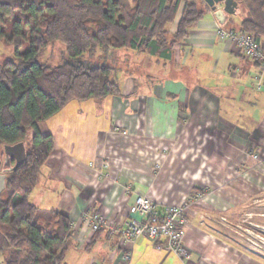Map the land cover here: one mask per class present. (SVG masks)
<instances>
[{"label":"crops","instance_id":"crops-1","mask_svg":"<svg viewBox=\"0 0 264 264\" xmlns=\"http://www.w3.org/2000/svg\"><path fill=\"white\" fill-rule=\"evenodd\" d=\"M238 20L226 29L232 17L221 26L207 7L168 59L133 51L144 80L118 72L120 95L72 101L38 123L55 147L29 201L72 221L65 264H123V250L128 264H264L221 231L228 216L264 201V72L217 34L239 30ZM195 193L205 201L187 213V259L157 247L165 239L119 248L83 222L98 214L122 223L138 196L181 206Z\"/></svg>","mask_w":264,"mask_h":264},{"label":"trees","instance_id":"trees-1","mask_svg":"<svg viewBox=\"0 0 264 264\" xmlns=\"http://www.w3.org/2000/svg\"><path fill=\"white\" fill-rule=\"evenodd\" d=\"M235 1L239 31L260 43L264 0ZM206 14L202 0H0V41L14 47L18 57L0 64V152L20 142L27 152L24 165L8 173L0 195L3 264H65L72 244L70 218L29 201L55 147L38 123L72 101L120 95L115 67L91 59L98 50L168 59ZM25 41L30 48L22 53ZM55 42L64 45L68 60L51 68L39 57Z\"/></svg>","mask_w":264,"mask_h":264},{"label":"built area","instance_id":"built-area-1","mask_svg":"<svg viewBox=\"0 0 264 264\" xmlns=\"http://www.w3.org/2000/svg\"><path fill=\"white\" fill-rule=\"evenodd\" d=\"M217 34L220 40L233 43L244 57L259 64L264 72V48L253 37L239 30L222 28L218 29ZM204 201L205 194L195 193L181 206H159L145 196H138L135 203L126 211L122 223H110L105 216L98 214H85L83 222L90 227L92 234L106 230L110 237H117L119 248L133 246L140 238H146L155 244L165 239L166 248L179 258L187 259L191 254L184 245L189 223L187 213L193 206ZM132 215H139L142 220L135 219ZM131 255L130 250H123L121 254L123 264L130 262Z\"/></svg>","mask_w":264,"mask_h":264},{"label":"rangeland","instance_id":"rangeland-1","mask_svg":"<svg viewBox=\"0 0 264 264\" xmlns=\"http://www.w3.org/2000/svg\"><path fill=\"white\" fill-rule=\"evenodd\" d=\"M232 19L234 23L228 22L226 29L239 23L238 15L233 16ZM170 28L173 30V26ZM29 48V41H25L20 52H26ZM135 54L136 53L129 50L100 49L96 54V58H91L89 54H85L84 58L86 59V57H89L94 61L115 67V75H117L118 72L133 74L131 76L137 79L140 77L144 80V69H147V65L144 66V60L142 62L138 61ZM147 57L150 58L151 56L148 55ZM39 58L41 64L54 68L68 60V55L64 45L55 42L50 45L48 49L43 50ZM17 60L18 57L15 54L14 47L6 44L4 41H0V64H4L8 61L17 62ZM115 75L113 76L114 80H116ZM118 77L120 76H117V78ZM153 80H155V77ZM235 215L236 217L233 219L228 216L229 220L226 219V222L221 221V223L225 225L221 226V231L226 233L229 241L242 246L241 249H243L245 253H249L251 256L264 262V201L251 203L240 212L235 213ZM223 236L225 237V235ZM0 263L3 264L1 255Z\"/></svg>","mask_w":264,"mask_h":264},{"label":"water","instance_id":"water-1","mask_svg":"<svg viewBox=\"0 0 264 264\" xmlns=\"http://www.w3.org/2000/svg\"><path fill=\"white\" fill-rule=\"evenodd\" d=\"M202 1L221 26H224L230 17L238 15V3L235 0ZM2 152L3 154L0 152V195L6 189L8 173L20 169L27 157L26 145L23 142L15 145H5Z\"/></svg>","mask_w":264,"mask_h":264}]
</instances>
